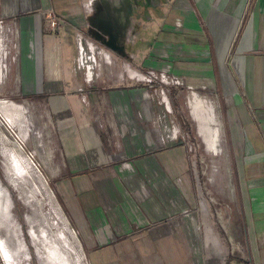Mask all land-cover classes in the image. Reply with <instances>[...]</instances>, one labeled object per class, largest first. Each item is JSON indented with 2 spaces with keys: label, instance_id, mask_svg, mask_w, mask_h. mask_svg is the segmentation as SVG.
I'll return each mask as SVG.
<instances>
[{
  "label": "rangeland",
  "instance_id": "rangeland-1",
  "mask_svg": "<svg viewBox=\"0 0 264 264\" xmlns=\"http://www.w3.org/2000/svg\"><path fill=\"white\" fill-rule=\"evenodd\" d=\"M88 1L69 0L67 8H71L69 16L73 20L64 22L60 33L50 30L49 20L44 17L49 12L39 14L44 17L43 76L48 82L62 67L67 82L75 84L73 70H68L73 67L72 59L74 69L85 82L88 67H83L79 59L80 36L83 51L90 53L93 49L101 64L94 71L95 80L83 91L67 89L63 102L67 108L62 117H69L71 122H80L83 117L87 122L93 121L90 112L94 99L111 90L106 86L108 75L119 73L129 81L130 85L121 89L131 85L140 89L138 101L147 117L144 126L129 119L120 120L122 116L115 114L107 98L96 109L111 111L102 114L104 119L99 115L97 118L98 124L107 122L111 126L108 133L114 155L119 158L114 171L107 172L115 173V185L123 191L125 201L115 213L133 217L139 214L138 210L144 212L152 207L159 216L166 215V219L176 223L182 219L187 224L185 230L190 233L196 254L206 253L205 244L211 241L222 248L224 255L240 253L232 255L231 264H247L246 239H254L258 246L264 240L261 232H254L256 225L244 224L250 210L243 186L245 160L238 149L239 139H230L233 130L229 129L231 109L227 97L216 86H193L168 70L171 58L185 60L188 54L174 43L156 44L171 11L169 6L153 7L154 0H132L124 13L126 25L122 24L123 31L117 35L123 51L121 59L117 52L112 54L94 41L98 20L103 18L108 23L112 19L109 10L88 13ZM55 3L61 13L54 8L50 11L57 17L65 15L60 1ZM175 30H184L180 21ZM19 36L17 23L9 22L0 13V264H102L89 251L92 246L76 221V209L69 207L74 191L64 178L67 163L57 131L59 106L43 100L47 95L36 99L32 96L35 94L24 91ZM34 44L35 40L28 43L32 54L38 49ZM150 52H157V57L152 54L151 59L167 61L164 69L146 65ZM232 58L231 53L226 66L240 86ZM123 78L115 82L124 84ZM136 97L132 96L134 105ZM143 113L137 112L136 117L143 120ZM130 123L134 124L131 128ZM101 138L106 143L105 133ZM192 218L198 223V234L191 232ZM134 222L138 228L137 219ZM198 238L199 243L195 242ZM225 259L226 256L223 262Z\"/></svg>",
  "mask_w": 264,
  "mask_h": 264
},
{
  "label": "crops",
  "instance_id": "crops-1",
  "mask_svg": "<svg viewBox=\"0 0 264 264\" xmlns=\"http://www.w3.org/2000/svg\"><path fill=\"white\" fill-rule=\"evenodd\" d=\"M55 1L1 0L0 13L9 22L18 25L22 47L19 62L24 91L35 94L32 96L36 99L47 95L43 100L59 106L57 131L67 163V175L64 178L74 191V199L69 207L76 209V221L82 225L88 243L92 246L90 253L101 259L102 264H231L232 255L238 256L240 253L229 252L224 255L216 242L208 241L204 247L206 253L196 254L192 249L190 233L185 230L187 224L182 219L179 223L173 222L166 219V215L159 216V211L152 207L144 212L138 210L139 214L133 217L115 213L125 201L123 191L115 185V173L107 172L114 171L119 158L114 155L115 148L108 133L111 126L107 122L98 124L97 118L99 115L104 119L102 114L111 111L104 109L97 112L96 109L107 98L113 104L115 114L122 116L120 120L127 122L129 119L131 123L135 121L144 126V106L138 101L140 89L132 85L126 88L129 91L121 89L130 85L129 81L126 82L119 73L111 77L108 75L106 86L111 90L109 94L94 99L90 112L93 121L87 122L83 117L80 122H71L69 117H62V111L67 108L63 103L67 89L83 91L87 84L83 75L74 69L72 59L73 67L70 66L68 70L69 73L73 70L75 84L67 82L61 73L62 67L56 71L54 78L44 81L42 29L45 16L39 14H46L52 8L61 13ZM57 1H60L65 14L58 15L64 26V22L73 20L69 16L71 8H67L69 0ZM91 2L94 6L95 0ZM151 4L153 7L171 8L156 44L174 43L188 53L185 60L171 58V68L167 66L168 70L183 77L190 85L200 87L208 83L216 86L227 97L231 109L229 129L233 130L232 134L230 131V139L233 142L239 139L238 149L245 160L243 186L250 210L244 224L256 225L254 232H261L264 240V0H154ZM177 21L181 22L184 29L181 32H175ZM130 29L135 30L134 27ZM31 40H35L34 47L38 48L33 54L28 52ZM231 53V65L239 76L240 86L231 69L226 66ZM152 54L150 52L148 55L146 65L164 69L167 61L151 59ZM156 57L157 52L153 54V58ZM31 69H34V73ZM117 78H123L124 84H117ZM132 96H137V105L131 103ZM137 112L143 113V120L136 117ZM131 123L130 128L134 126ZM103 133L107 135L106 143L101 138ZM150 209H154L153 212ZM68 210L72 213L70 208ZM136 219L138 228L134 224ZM197 225L195 219L189 225L193 234H198ZM199 241L200 238L195 240ZM245 242L248 263L256 264L257 259V264H264V241L259 246L254 239H246ZM203 255H206L204 260ZM224 256L226 261L223 262ZM252 257L253 262L249 260ZM238 258L240 261L244 259Z\"/></svg>",
  "mask_w": 264,
  "mask_h": 264
},
{
  "label": "flooded vegetation",
  "instance_id": "flooded-vegetation-1",
  "mask_svg": "<svg viewBox=\"0 0 264 264\" xmlns=\"http://www.w3.org/2000/svg\"><path fill=\"white\" fill-rule=\"evenodd\" d=\"M112 1H113V4H111ZM131 4H132V0H111L110 2H108L107 0H95L93 11L94 12L99 11V10H112L113 11V9L115 10L124 9L123 12L126 14L128 9H130L129 6ZM125 20H126V15H125L124 21ZM96 26H97V29H96V33L94 36L95 37L94 41L96 42V44L103 45L105 48L109 49L110 51L112 50L109 48L108 45L110 46L115 45L117 48H119V51L123 53V51L120 48V45L117 42V37L119 36L120 31H123L121 28L122 24H120L119 22L118 26L117 25L112 26L111 24L109 25L105 19L101 18L98 20V23L96 24ZM117 55L121 56L122 54L118 53Z\"/></svg>",
  "mask_w": 264,
  "mask_h": 264
},
{
  "label": "built area",
  "instance_id": "built-area-1",
  "mask_svg": "<svg viewBox=\"0 0 264 264\" xmlns=\"http://www.w3.org/2000/svg\"><path fill=\"white\" fill-rule=\"evenodd\" d=\"M86 8H87V12L88 13H93V3L91 2V0H89L86 4ZM47 17V19L49 20V26L51 28V30L53 32H58L60 33L62 30V21L59 17H57L55 15V12L53 11H49V13H47V15L45 16ZM81 37L79 36L77 40H79V46L81 47V54H80V60L82 63V66L88 67V74H86L85 77V82L87 83V85H90V83H92L95 79H94V71L96 70L97 67L100 66L101 61L99 62L96 58V54L94 53V50L91 49L90 53L85 52V50L83 51V47L84 45H82V41L80 39ZM99 63V64H98Z\"/></svg>",
  "mask_w": 264,
  "mask_h": 264
},
{
  "label": "water",
  "instance_id": "water-1",
  "mask_svg": "<svg viewBox=\"0 0 264 264\" xmlns=\"http://www.w3.org/2000/svg\"><path fill=\"white\" fill-rule=\"evenodd\" d=\"M108 2H110V0H107ZM122 9H116L115 11L113 10H109V14L112 16H110V18L112 19V21H109L108 20V24L110 25H114L113 23L115 22L116 23V25H117V23H119L120 22V24H124V25H126V20L124 21V18H125V15H123V11L124 10H122ZM114 19V20H113ZM107 21V20H106ZM116 25H114V26H116ZM109 46V48L114 52H117V53H119V54H121L120 53V51H119V48H117L115 45L114 46H110V45H108ZM121 48V47H120Z\"/></svg>",
  "mask_w": 264,
  "mask_h": 264
},
{
  "label": "bare ground",
  "instance_id": "bare-ground-1",
  "mask_svg": "<svg viewBox=\"0 0 264 264\" xmlns=\"http://www.w3.org/2000/svg\"><path fill=\"white\" fill-rule=\"evenodd\" d=\"M0 67H2V66H0ZM2 71V70H1ZM3 73V72H2ZM0 76H1V74H0ZM16 116V115H15ZM17 117V116H16Z\"/></svg>",
  "mask_w": 264,
  "mask_h": 264
}]
</instances>
